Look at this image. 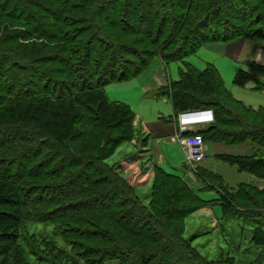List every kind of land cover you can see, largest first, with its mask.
<instances>
[{
    "label": "trees",
    "instance_id": "16d2710c",
    "mask_svg": "<svg viewBox=\"0 0 264 264\" xmlns=\"http://www.w3.org/2000/svg\"><path fill=\"white\" fill-rule=\"evenodd\" d=\"M248 36L264 38V0H0V264H215L184 230L190 214L216 204L223 220L249 223L251 242L264 246V208L241 203H264L261 184L233 190L198 166L203 187L218 193L202 200L155 164L146 202L119 163L108 162L137 131L132 106L111 99L105 85L159 55L183 63L155 92L173 106L161 118L177 125L180 112L212 107L213 122L184 134L250 144V152L215 156L264 179V107L237 98L214 62L200 68L187 59L201 46ZM249 78L264 90V80L240 67L235 80ZM48 224L50 233L37 229ZM114 224L132 238L115 234Z\"/></svg>",
    "mask_w": 264,
    "mask_h": 264
},
{
    "label": "rangeland",
    "instance_id": "374dc122",
    "mask_svg": "<svg viewBox=\"0 0 264 264\" xmlns=\"http://www.w3.org/2000/svg\"><path fill=\"white\" fill-rule=\"evenodd\" d=\"M247 40L248 44L255 45L253 55H244L240 61H237L239 64L232 58L233 63L235 62L234 64L238 66L236 70L230 73L227 68H224L223 78L228 88L237 98L255 108L264 107V90L255 89L256 81L253 78L246 79L244 84L235 80L236 73L240 67L249 70L255 77L264 80V70L257 65L264 64V38L248 36ZM220 43L223 44L225 42ZM206 46H201L196 52L189 55L187 59L200 68L205 67L208 61L215 62V53L205 49ZM224 57L229 56L225 55ZM232 61L230 64L233 66ZM182 65L181 61L175 60L166 63L159 55H155L150 64L139 74L125 79H114L105 85V90L111 99L124 101L132 106L135 112L134 128L137 131L136 136L131 141L124 142L117 148L108 159V162L110 164L119 163L122 175L129 179L131 184L135 185L136 191L146 202L149 200L153 181L146 179L144 173L147 169L151 170L154 168L155 162L153 165L151 152L142 143L144 134L141 131L144 128L148 135L146 125L154 114L170 113L172 111L173 107L169 97L167 95H157L155 92L159 87L167 84L170 79L178 78L179 69ZM144 86L150 89L146 90ZM149 142L150 145H153V148L155 146L153 136L149 135ZM242 147V150H247L251 145L248 144ZM250 151L251 149L248 152ZM163 155L164 159L162 160L166 162L161 166L170 173L184 176V180L200 199L212 200L218 196L216 190L205 189L203 187L205 184L201 180L199 181L197 177V179L195 178L193 173H195L197 168L185 166L187 162L186 154L177 140L172 141V144L164 148ZM209 157L213 163H211L210 170L222 176L225 184L231 189H238L240 184L254 182L264 186V179H259L247 171L240 170L237 165L217 159L213 154ZM188 175L189 178L186 177ZM140 176L144 177L140 178ZM209 182L217 183L212 177ZM258 199L257 201V199L254 200L253 198L252 201L254 200V203L249 202V200H241V203L242 205L245 204L246 207H250L248 204H257L256 207L264 208L263 196H258ZM256 207L254 206V208ZM222 216L223 209L219 204L212 207L205 206L197 210L185 220L184 237L190 239L193 246L206 259L215 264L219 261H228L230 257L234 259V264H264V246H258L251 242L250 224L240 218L223 220ZM126 218H123L125 223L127 222ZM52 228L51 224L37 227V229L45 231V233L52 232ZM111 229L118 236L126 232L124 228L116 227L115 224L111 226ZM125 234L127 238H132L130 233Z\"/></svg>",
    "mask_w": 264,
    "mask_h": 264
},
{
    "label": "crops",
    "instance_id": "0c3cea01",
    "mask_svg": "<svg viewBox=\"0 0 264 264\" xmlns=\"http://www.w3.org/2000/svg\"><path fill=\"white\" fill-rule=\"evenodd\" d=\"M247 39H248V37H239L235 40L230 41L229 43H223V44L222 43H214V44H208L206 46L205 49H208V51H213L215 53L214 56L216 57V60L214 63L219 68L222 76H223V73L225 72L224 70L226 68L229 70V73L232 72L233 70H236L238 65L234 64L235 62L233 63L232 58L237 62V61H240L244 55L245 56H252L253 55L255 45L254 44H248ZM225 55L229 56V57H224ZM228 59H229V61H228ZM226 60H227V62H226ZM231 61L233 63V66H232V64H230ZM147 86H149V85H147ZM145 87L146 86H144V88ZM145 89L148 90L150 88L146 87ZM170 114H173V108H172V111L170 113L165 112V113L154 114L152 116V118H150V120L147 122V125H146L148 128L147 132H148V135L153 136V138L155 140V146L152 148L153 145H150V142H148V145L145 148L149 152H151L152 159H153V165H154V162H155V164L157 163L160 166L165 164L166 161L162 160V159H164L163 158L164 157V155H163L164 148L168 147L170 144H172V141L174 142L176 140L175 135L177 134V131H178L176 123L175 122H167L161 118V116H163V115L167 116ZM202 127H204V126H202ZM142 131L146 133L144 128ZM173 144H175V143H173ZM210 144H212V145H210ZM246 145H248V144H246ZM206 146H207L208 158L205 161H203L199 166H205L209 169L213 164L210 161L211 158L209 157L211 154H213V156H214L217 153H223V152H248L251 149V147H249V149H247L248 151L242 150V148H243L242 146H244V145L227 147V146L222 145V144H213V143L208 144L207 142H206ZM210 152H211V154H210ZM185 166H187V163L185 164ZM136 167H138V166H136ZM153 169L154 168H152L151 170L147 169L145 173L143 172L146 175L145 178L146 179L148 178V180H150V181H152V178H153V173H154ZM144 174H142V175H144ZM193 174L195 175V173H193ZM138 176H139V173H138ZM141 177H144V176H140V178ZM186 177L189 178V175ZM195 178H196V175H195Z\"/></svg>",
    "mask_w": 264,
    "mask_h": 264
},
{
    "label": "built area",
    "instance_id": "2783aa9c",
    "mask_svg": "<svg viewBox=\"0 0 264 264\" xmlns=\"http://www.w3.org/2000/svg\"><path fill=\"white\" fill-rule=\"evenodd\" d=\"M215 119L212 107H201L186 109L178 114L177 134L175 139L181 144L187 158V165L196 169L208 158L207 146L204 137L200 133L184 134L185 132L196 130L202 126L213 122Z\"/></svg>",
    "mask_w": 264,
    "mask_h": 264
}]
</instances>
